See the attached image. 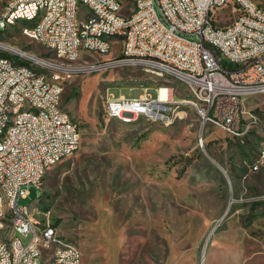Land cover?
I'll list each match as a JSON object with an SVG mask.
<instances>
[{"label":"rangeland","instance_id":"1","mask_svg":"<svg viewBox=\"0 0 264 264\" xmlns=\"http://www.w3.org/2000/svg\"><path fill=\"white\" fill-rule=\"evenodd\" d=\"M237 13L232 9L228 20ZM32 23L22 19L0 29V42L57 66L85 68L28 65L60 75L62 107L80 128L81 143L19 204L48 213L63 241L81 248L82 264H264V168L250 171L263 138L264 91L243 97L253 128L241 139L205 123L192 101L174 104L166 122L110 119L104 114L109 94L134 99L148 88L156 98V88L168 86L183 101L194 98L192 88L152 67H92L93 52L74 62L57 58L22 34ZM4 52L16 55L0 47Z\"/></svg>","mask_w":264,"mask_h":264},{"label":"built area","instance_id":"2","mask_svg":"<svg viewBox=\"0 0 264 264\" xmlns=\"http://www.w3.org/2000/svg\"><path fill=\"white\" fill-rule=\"evenodd\" d=\"M83 1L93 3L98 17L81 18ZM222 1L134 0V10H127L126 0H1L0 29L32 16L36 7L53 5V13L28 31L38 33L37 42H48L57 58H89V48H96L92 57L97 65L143 63L193 88L194 98L183 101L173 99L168 86L157 87L156 98L147 94L148 88L134 99L109 94L105 117L154 113L155 121L166 122L174 104L192 101L205 123L213 122L228 134L244 131L245 136L253 126L246 119L243 97L264 88V0H234L229 13L217 15ZM232 9H244V17L228 20ZM105 34H112V41H105ZM109 44H118L117 55H108ZM154 57H162V65H154ZM63 91V85L51 84V77L40 78L35 68L0 53V124L6 108L34 103L49 107V114L23 115L22 124L6 132L8 142H0V184H7L11 198V209L2 210L0 195V264H82L83 253L61 237L48 246L56 258H41L35 229L41 221L49 222V215L30 216V207L19 204L31 186L38 187V176L47 167L60 162L71 146H80V128L62 107ZM261 167L264 155L254 158L251 172ZM4 235H14V248L5 247Z\"/></svg>","mask_w":264,"mask_h":264},{"label":"bare ground","instance_id":"3","mask_svg":"<svg viewBox=\"0 0 264 264\" xmlns=\"http://www.w3.org/2000/svg\"><path fill=\"white\" fill-rule=\"evenodd\" d=\"M230 2L234 3V0H223L221 3H219L217 7V15L221 11V8ZM83 7L86 8V13L82 15L81 18H89V14H91V17H98V9H93L92 2L83 1ZM126 9L134 10V0H126ZM233 11L234 12L237 11L238 13L235 15H232V19H238L239 17H244V9H233ZM51 13H53V5H43L42 7L34 8V12L32 16L22 17L21 20L26 19V20L33 22L30 25H27V26L25 25L22 27V31H26L23 34H25L30 39L37 41L38 33L36 31H28V29L38 28L39 23H41V21H45V19L48 18ZM262 13H264V6H262ZM105 41H112V34H105ZM38 42L48 47V42L46 41H38ZM51 50L54 51L53 49ZM114 50H115V44H109L108 55L113 54ZM89 52L96 53V48H89ZM80 57L81 56L64 57V58L74 62V61H78ZM129 64L143 66V63H129ZM154 65H162V57H154ZM158 70L161 71V69H158ZM40 78H48V75L40 73ZM51 84L61 85V83L59 82V76L51 77ZM192 91H193V88H192ZM185 102H189V101H185ZM191 103H193L196 106V108L199 110V113L201 114V110L198 108L197 104L195 102H191ZM35 113L49 114V107H47V105H44L42 103H34L32 106L15 105V106H12L11 108L4 109V116L6 117H4L3 121L0 124V142H8V134H6V132H11L13 128L20 126L23 122V115H31ZM65 113H68V112L65 111ZM138 118L155 119V114L154 113H141V116H122L116 119H119L123 122H131ZM69 120L72 121L76 127H78L76 123L72 120L70 115H69ZM250 125H251V121H250ZM229 135L232 137L241 139V137L242 138L244 137V131H229ZM80 143H81V139H80ZM203 143H204V140H203ZM79 147L80 146H71L70 148H68V151L63 152V158L73 154L77 149H79ZM262 155H264V137L262 138V141H261L258 153H257V157H262ZM49 167L46 168L45 172L43 173V176H38V185L44 178L46 171ZM250 169H251V165H250ZM0 195L2 198L1 200L2 210H10L11 209V198L9 197V187H7V184H0ZM28 207H30V216H39V213L38 215L37 213H34L32 206H28ZM49 228L51 229V232H50V235L47 237L46 233H49ZM59 237L61 236L59 235L57 229L51 224L50 218H49V222L41 221L40 229H35V239L37 241L38 249L41 250V258H46V259L56 258V251L48 250V246H55L58 243ZM61 241L62 243H65L62 237H61ZM4 244L6 248H14V235H4ZM70 246H73V245H70ZM77 250L78 252H82L81 249L78 247H77Z\"/></svg>","mask_w":264,"mask_h":264},{"label":"water","instance_id":"4","mask_svg":"<svg viewBox=\"0 0 264 264\" xmlns=\"http://www.w3.org/2000/svg\"><path fill=\"white\" fill-rule=\"evenodd\" d=\"M0 47L5 48V49L9 50L10 52H12L16 55H20V56L28 59L29 61H33V62H36L40 65H43L44 67H49L51 69H54L57 72H62V71H64V72L65 71H67V72H80L81 70L85 69V68H64L61 66H57V65H54L52 63H49V62L39 58V57H36L30 53L24 52L18 48H15V47H12V46H9L6 44L3 45V43H0ZM118 64H123V63L115 62V63L106 64V65H97V66H92V67L97 68V67H103V66H113V65H118ZM88 68H91V67H86V69H88ZM263 90H264V88L254 89V92H260Z\"/></svg>","mask_w":264,"mask_h":264},{"label":"trees","instance_id":"5","mask_svg":"<svg viewBox=\"0 0 264 264\" xmlns=\"http://www.w3.org/2000/svg\"><path fill=\"white\" fill-rule=\"evenodd\" d=\"M1 54L4 55V56H7V57H11V58L16 59L17 62L20 63V64H22V65H30V64H31L30 61H25V60L23 61V60H21V59H20V56H18V55H11V54H9V53H7V52L1 53ZM223 64H224V66L227 65V63H226L225 61H223ZM253 160H254V159H253Z\"/></svg>","mask_w":264,"mask_h":264},{"label":"crops","instance_id":"6","mask_svg":"<svg viewBox=\"0 0 264 264\" xmlns=\"http://www.w3.org/2000/svg\"><path fill=\"white\" fill-rule=\"evenodd\" d=\"M116 47H118V44H115V48H116ZM117 49H118V48H117ZM111 55H112V54H111ZM63 159H64V158H63ZM57 163H58V162H57ZM57 163H55V164H57ZM55 164H54V165H55ZM52 166H53V165H52ZM52 166H51V167H52ZM49 168H50V167H49ZM49 168L47 169V171L49 170ZM262 168H264V167H262ZM262 168H261V169H262ZM261 169H260V170H261ZM47 171H46V173H47ZM250 171H251V169H250ZM45 175H46V174H45ZM44 177H45V176H44ZM43 179H44V178H43ZM40 186H41V185H40ZM38 187H39V185H38ZM32 206H33V205H32ZM80 249H81V248H80ZM81 251H82V250H81Z\"/></svg>","mask_w":264,"mask_h":264}]
</instances>
